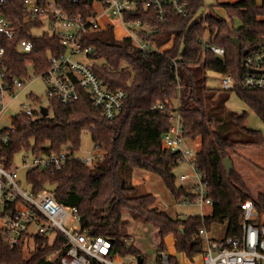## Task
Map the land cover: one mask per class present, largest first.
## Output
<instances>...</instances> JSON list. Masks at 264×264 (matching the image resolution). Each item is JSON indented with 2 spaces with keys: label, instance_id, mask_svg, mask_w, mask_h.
Segmentation results:
<instances>
[{
  "label": "trees",
  "instance_id": "16d2710c",
  "mask_svg": "<svg viewBox=\"0 0 264 264\" xmlns=\"http://www.w3.org/2000/svg\"><path fill=\"white\" fill-rule=\"evenodd\" d=\"M218 1L197 17L203 0H192L188 17L170 16L166 23L157 25V34H140L141 39L154 43L157 48L172 40L171 48L161 53H144L133 47L129 38L117 39L113 26L86 33L85 44L92 48L91 58L101 60L92 67L95 75L109 90L126 92L119 115L111 121L104 119L84 92L68 105L50 100L47 117L30 120L19 115L16 118L15 131L8 145L0 151L2 166L8 169L14 157L22 152H77L82 133L89 132L94 147L103 155L96 165L88 167L70 160L59 171L34 169L25 179L33 192L49 190L56 202L76 208L80 230L92 237L110 239L113 254L141 256L138 249L126 245L125 213L131 219L155 227L161 250H165L164 239L172 236L176 251L192 258L205 248L204 240L198 236L199 229L212 223L227 224V234H231L241 222L239 203L248 199L264 203V193L253 198L242 176L235 170L226 173L222 164L225 158L232 161L241 149H263L264 137L246 126L247 113L226 112L222 116L213 110L205 86L207 70L237 80L242 73L243 56L235 54L232 38H238L241 49L248 52L264 44V21L259 20L264 15V0L261 5L257 0L233 4L228 2L230 0L224 4ZM93 2L79 0L68 4L65 0V5L71 14L79 13L88 19L93 12ZM214 8H223L227 18L219 17ZM0 15L11 23L14 31V37L4 42V65L8 72L22 79L31 71L44 73L49 68L48 58L63 51L59 39L46 33L38 37L31 35L38 23L27 20L21 0H7L0 8ZM206 33L212 44L224 48L223 63L198 42ZM21 40L31 41L30 53L17 52L16 46ZM225 92H235L264 122V91L237 87ZM173 100L179 102L185 132L201 140L196 165L209 184L213 200V210L206 219L200 215L185 220L172 219L157 210L155 197L138 195L136 188L130 185L134 171L143 170L158 178L176 202L181 203L188 197L187 190L176 183L175 169L182 164L181 158L161 149L162 135L169 127L168 119L165 114L151 110L157 103L164 104L168 110ZM66 249L64 240L59 237L52 243L46 237H37L27 256L24 245L9 249L0 242V262L60 264Z\"/></svg>",
  "mask_w": 264,
  "mask_h": 264
},
{
  "label": "built area",
  "instance_id": "2783aa9c",
  "mask_svg": "<svg viewBox=\"0 0 264 264\" xmlns=\"http://www.w3.org/2000/svg\"><path fill=\"white\" fill-rule=\"evenodd\" d=\"M21 1L27 12V20L37 22L38 27L47 21L51 32L46 34L58 38L63 51L48 58L49 68L44 73L35 74L31 71L26 79L14 77L4 65V42L14 37V31L11 23L0 15V151L8 145L9 137L15 131L14 121L19 115H25L30 120L42 117L40 109L44 106L37 97L29 94L26 98L37 109L19 101L20 111L13 120H3L8 106L18 101L27 86L36 80L44 82L47 101L68 105L76 102L79 93L84 92L104 119L111 121L116 118L124 106L126 92L121 89L109 90L95 75L92 67L97 60L91 58L92 48L85 44V34L113 26L101 22L106 14L119 21L118 25L125 33L123 38H129L133 47L144 53H161V47L157 48L154 43L141 39L140 34H157V25L166 23L170 16L188 17L192 0H94L93 12L88 19L79 13L71 14L65 0ZM78 1L68 0V4ZM6 4L7 0H0V8ZM97 5L102 9L101 13L96 9ZM198 42L223 63L225 50L212 44L208 33ZM16 48L19 54H27L33 50V45L31 41L21 40ZM241 68L238 80L221 74V89L232 91L239 87L264 91V44L243 56ZM169 108L167 110L164 104L157 103L151 110L165 114L169 122L161 138L162 151L179 156L182 164L189 168L187 172L176 176V183L187 190L190 198H183L181 203L196 205L200 209L213 207L209 184L196 165L198 151H194L189 144L195 138L184 130L179 102L176 108L173 105ZM23 153L29 155L23 158L28 168L26 174L34 169L59 171L70 160L91 167L103 158L97 147H93L85 157L69 151ZM16 173L12 165L7 169L0 161V242L6 247L14 249L24 245L26 249L33 247L37 237H46L49 243L59 237L67 247L60 257V264H137L136 256L113 254L110 239L92 237L81 231L76 208L59 204L49 190L33 192L28 184L23 187ZM238 206L241 210L240 225L235 232L226 233L222 240L211 238L205 228L199 229L198 236L204 240L205 248L200 258L198 255L190 258V264H264V203L248 199ZM155 264L184 263L182 258L161 252Z\"/></svg>",
  "mask_w": 264,
  "mask_h": 264
},
{
  "label": "rangeland",
  "instance_id": "374dc122",
  "mask_svg": "<svg viewBox=\"0 0 264 264\" xmlns=\"http://www.w3.org/2000/svg\"><path fill=\"white\" fill-rule=\"evenodd\" d=\"M241 0H230L229 3H236ZM219 4L228 3L226 0L218 1ZM217 4V0H203V4L199 9L197 17L201 13L205 14L208 11L210 6H215ZM257 4L261 5L262 0H257ZM96 9L99 13L102 12V9L99 5L96 6ZM215 13L221 18H227L226 12L223 8H214ZM262 20H264V15L261 16ZM103 23H110L114 26V34L116 37L121 39L124 36L121 27L118 25V20H113L112 18L108 17L106 14L101 19ZM235 27L238 26L239 21L236 19L234 20ZM51 28L50 24L47 21H44L42 26L33 28L31 30V35L33 37H38L44 33H50ZM96 63H100L101 60L99 58L96 59ZM205 86L207 90H209V96H211V103L212 109L216 110V112L221 113L223 116L226 112H232L238 115L243 113H247V121L246 126L249 129L259 131L261 135L264 137V122L261 121L258 116L250 110L247 105L239 98V96L235 92H225L221 89L220 81L222 79L221 73H217L212 70H207L205 72ZM45 84L42 80H36L30 83L18 101H15L11 105L8 106L7 112L3 116V120L6 122L12 121L13 118L18 114L20 111V106L18 105L19 101H22L25 105H31L28 99L26 98L27 95L33 94L41 101V105L44 107H48V101L45 95ZM172 105L174 108L178 105V100H173ZM31 107L36 110L37 106L34 105ZM223 109V111H222ZM194 151H199L201 146V140L199 137H195L193 142L189 143ZM94 147L93 141L89 132H83L80 139V148L76 154L80 157H85L88 152L92 151ZM255 149V148H251ZM241 150H249V149H241ZM258 151H264L263 149H255ZM241 151L237 153V156L232 157V162L234 164V170L242 175V178L249 177L248 174H244V169H249L252 171L255 176H251L253 179H248L249 183L246 182V186L250 195L253 198H256L257 194L264 193V164L260 161H249L247 157L241 159ZM247 153V152H246ZM249 155V153H247ZM29 155L24 153L17 154L12 162V167L16 170V174L18 180L21 182L23 187H26L27 182L25 179V174L28 168H26L25 164L23 163V158L28 157ZM242 169V171L238 170ZM189 170L186 164H180L175 169V174L178 175L180 173L187 172ZM239 171V172H238ZM245 176H244V175ZM258 178V180L256 179ZM247 181V180H245ZM130 185L136 188V194L138 195H146L151 194L155 197L154 206L157 208L158 211L164 212L172 219H181L185 220L190 216L201 215L200 208L196 205L192 204H183L176 202L170 192L165 188L164 184L155 176L148 174L143 170H135L132 174L130 179ZM210 208L206 207L202 210L204 215H210ZM123 218L127 221L126 226V245L134 247L140 251V255L144 260L143 264H155L157 258L159 257L160 253L163 251L160 249V239L156 235L155 227L150 223H141L137 220L131 219V217L125 213L123 214ZM226 225L225 224H213L209 230V236L215 240H222L226 235ZM32 248V247H31ZM31 248L25 249L26 256L29 254ZM164 251L167 252L169 255L176 256V258H182V262L184 264H190V258H187L186 255L182 253H178L175 249V240L172 236H168L164 239ZM198 258H200V253L197 254Z\"/></svg>",
  "mask_w": 264,
  "mask_h": 264
},
{
  "label": "crops",
  "instance_id": "0c3cea01",
  "mask_svg": "<svg viewBox=\"0 0 264 264\" xmlns=\"http://www.w3.org/2000/svg\"><path fill=\"white\" fill-rule=\"evenodd\" d=\"M259 20H262V18H260L259 17ZM262 21H264V20H262ZM115 36H116V34H115ZM117 38V37H116ZM117 39H119V38H117ZM122 39V38H121ZM171 46H172V40L169 42V43H167L166 45H164V46H162L161 47V50H162V52L163 51H165V50H168V49H170L171 48ZM239 151H241V159H243L244 157H247V159L249 160V161H252V162H254V161H260L262 164H264V151H258V150H255V149H249V150H239ZM238 151V152H239ZM249 153V155L247 154V153ZM238 170H240V171H242V169H238ZM247 171V172H246ZM239 172V171H238ZM245 172H246V174H248L249 175V177L250 178H248V177H246L244 174H245ZM244 180H247V181H245V182H248L249 183V181H248V179H253V178H251V176H255V174L252 172V171H249V169H244ZM242 176V175H241ZM256 179L258 180V178L256 177ZM250 184V183H249ZM202 210L203 209H200V213H201V217L203 218V219H206V218H208L210 215H204L203 213H202ZM211 210H213V208L211 207L210 208V212H211ZM211 214V213H210ZM217 224H220V223H217ZM213 225V223L212 224H210V226H208V227H204L205 228V230L208 232V234H209V228L211 227ZM226 225V227H227V224H225ZM226 233H227V228H226Z\"/></svg>",
  "mask_w": 264,
  "mask_h": 264
},
{
  "label": "water",
  "instance_id": "95a60500",
  "mask_svg": "<svg viewBox=\"0 0 264 264\" xmlns=\"http://www.w3.org/2000/svg\"><path fill=\"white\" fill-rule=\"evenodd\" d=\"M232 44H233V47H234L236 55H240L241 54L242 56H245L248 53V51L241 49L240 41H239L238 38H232ZM40 114H41L42 117H47L48 116L47 108L46 107H41ZM222 164H223V167H224L226 173L229 174V173H231L234 170V164L229 158L223 159ZM136 259H137V264H142L143 263V259H142L141 256H137Z\"/></svg>",
  "mask_w": 264,
  "mask_h": 264
}]
</instances>
